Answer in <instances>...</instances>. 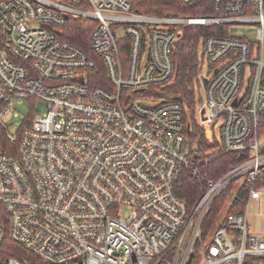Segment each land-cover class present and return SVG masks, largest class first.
Returning <instances> with one entry per match:
<instances>
[{
    "label": "built area",
    "instance_id": "1",
    "mask_svg": "<svg viewBox=\"0 0 264 264\" xmlns=\"http://www.w3.org/2000/svg\"><path fill=\"white\" fill-rule=\"evenodd\" d=\"M217 5L186 18L132 0H0V132L16 140L0 151V264H264L249 222L264 198V0ZM75 19L92 25L89 51L64 38ZM197 25H253L256 39L202 40L193 112L168 90L183 27ZM25 101L45 112L12 133ZM195 125L248 159L191 209L178 185L201 165ZM221 194L226 215L204 239Z\"/></svg>",
    "mask_w": 264,
    "mask_h": 264
},
{
    "label": "trees",
    "instance_id": "2",
    "mask_svg": "<svg viewBox=\"0 0 264 264\" xmlns=\"http://www.w3.org/2000/svg\"><path fill=\"white\" fill-rule=\"evenodd\" d=\"M135 10L147 14L163 16L176 14L186 18H205L220 16L223 13L217 11V0H132ZM92 25L88 22L75 19L70 20L65 29V40L71 44L89 51L91 42ZM207 37H231L229 26H185L183 36L178 41L173 55L176 65V79L169 93L182 96L189 102L193 112L197 108V100L194 92V79L200 72L201 66V42ZM190 87L192 90H190ZM16 140L6 132H0V151L4 152ZM194 142L197 145L198 174L191 176L184 174L178 185V194L188 200L191 209H194L200 199L207 191V181L218 180L237 165L244 163L248 156L246 154H226L221 150L220 141L210 140L202 133L201 127L195 125ZM232 189V186H231ZM228 194H221L214 201L209 210L203 226L202 237L207 239L218 223L224 212L228 201ZM247 196L238 195V206L231 213H240L244 210ZM24 254V253H22Z\"/></svg>",
    "mask_w": 264,
    "mask_h": 264
},
{
    "label": "rangeland",
    "instance_id": "3",
    "mask_svg": "<svg viewBox=\"0 0 264 264\" xmlns=\"http://www.w3.org/2000/svg\"><path fill=\"white\" fill-rule=\"evenodd\" d=\"M230 36L235 38L247 37L250 40L256 39V26H233L230 28ZM200 102L197 101V108L200 106ZM36 112H33L32 109ZM45 112V104L40 101H25L23 104H16L14 113L19 115V118L13 117L8 121V126L12 133L19 130L25 122H28L34 114H43ZM13 113V114H14ZM202 133H204L208 139H215L212 126L205 125L201 127ZM226 215V211L222 216ZM249 222L251 227L255 228L258 235H261L264 241V198L261 202H254L250 207Z\"/></svg>",
    "mask_w": 264,
    "mask_h": 264
}]
</instances>
